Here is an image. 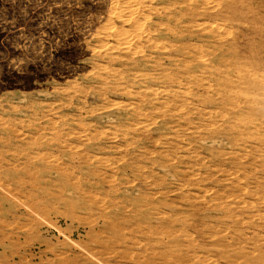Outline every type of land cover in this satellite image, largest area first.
Masks as SVG:
<instances>
[{
	"label": "rangeland",
	"instance_id": "rangeland-1",
	"mask_svg": "<svg viewBox=\"0 0 264 264\" xmlns=\"http://www.w3.org/2000/svg\"><path fill=\"white\" fill-rule=\"evenodd\" d=\"M214 1L209 16H201V9L171 8L154 40L167 46L178 41L205 44L211 49L212 44L196 35L175 36L193 21L231 31L229 46L239 48L236 56L230 54L235 61L238 58L236 68L232 65V77L237 79L245 66L264 64V0ZM105 14L104 0H0V148L5 150V162L0 163V264H264L263 102H246L234 92L229 95L238 103L229 113L234 118L230 123L238 127L229 131L233 143L204 142L201 134L194 136L199 137L198 144H192L200 147L197 150L163 146L160 138L175 125L170 112L157 115L162 109L154 110L149 100L143 103L145 110L137 113L106 108L109 101L124 102L127 97L110 91L116 88L111 84L114 77L91 68L100 62L92 61L90 45ZM239 17L247 19L244 25L235 22ZM145 50L156 58L149 59L151 64L164 55V51ZM210 59L205 58V63ZM194 62L192 74L200 75L202 69ZM157 64L173 69L164 58ZM153 67L147 68L152 81L135 87L161 86L170 91L172 79L184 78L179 70L162 74ZM263 68L259 75L264 74ZM118 81H123L121 76ZM242 83H237L239 90ZM177 101L183 103L181 94ZM177 101L168 107L174 108ZM201 101L194 102L198 113L213 107L207 102L203 111ZM201 117L194 115L195 125ZM143 119L149 123L143 132L137 131L132 123ZM185 124L179 125V132ZM34 140L44 147L37 150ZM179 142L178 147L188 144ZM164 186L175 197L152 195ZM206 189L210 191L203 196L212 210L194 207ZM252 205L260 212L253 213ZM158 214L171 222L157 225ZM201 222L206 223L205 229ZM150 223L158 233L143 229ZM112 248L129 250L115 254ZM156 248L180 249H162L166 252L161 254ZM207 249L222 254L205 258Z\"/></svg>",
	"mask_w": 264,
	"mask_h": 264
},
{
	"label": "bare ground",
	"instance_id": "bare-ground-1",
	"mask_svg": "<svg viewBox=\"0 0 264 264\" xmlns=\"http://www.w3.org/2000/svg\"><path fill=\"white\" fill-rule=\"evenodd\" d=\"M212 1L214 0H104L106 14L103 17V22L101 23L102 25L96 26V28L98 27V29L93 37L94 42L92 45H90V55L92 57V61L93 58H96L100 61V62L98 61L99 63L92 64L93 66H91V68L93 69L94 73L98 72L101 73L102 75H106V77L108 76L114 77L115 82H111V84L114 86L115 83L116 88L110 87V91H114L113 93L116 95L119 94L127 97V100L126 101L124 100V102H120L116 100L109 101L108 104L106 105V108L108 109L116 108L117 110L121 109L128 113L130 112L137 113L138 111L145 110L143 108V103L146 100H149L151 104H155L156 107L153 106L154 110L157 111L162 109L156 113L157 115H159L160 112H162L161 115L170 112L172 122H174L175 125L169 128V130L171 129L169 131L170 134H168L167 132L165 136L160 138V140L162 141L161 144L163 146H167L169 149L178 148L184 150L186 147H188V149L186 150L200 149V147L193 148L192 144L193 143L198 144V141L196 140L199 137H194V136H199L201 134L202 136L200 137V140L204 142H211L217 139H222V140H226L227 142H232L234 137H232L230 132L235 130L237 131L238 129V127L234 125L235 122H233V124L230 123V119L233 118V116L232 114L229 113L232 112L233 110H236L237 109L236 106H238V103L235 99L233 100V98L232 99L228 98L232 92H234V94L236 93V95L238 94V98L240 96H243L246 102L253 101L255 103V100H258V102L259 101L263 102V104L260 105V109L262 113L264 112V74L259 75V71L262 69L264 64L262 61H258L254 64V68H252L251 64L250 66L247 65L249 63L248 62L245 64L247 66L244 65L245 69L243 70L241 68L242 70L239 71L240 75L237 77V79L233 78L232 65L236 63L238 58L235 61L234 59H232V57L230 58V54L234 53L235 50L236 51L239 50V48H235L232 45H231L232 47L229 46L231 42L229 43L228 41V38L230 37L228 34L231 31L228 33V30L225 29L224 30L218 28L211 29L213 25L211 24V22L205 23V22L193 21L190 27L183 30L181 33L177 34L175 38L181 39L183 37V34L184 36H187L188 34L189 35L192 34L191 36L196 35L199 37L200 41H202L201 39H204L205 42L212 44L211 49H208L209 45L206 47L205 44L198 45V44H192L190 42L182 43L181 41L180 42L178 41V45L181 44L179 46L178 45L167 46L164 43L163 44L155 43L153 35L164 26V23L162 22V18L168 15L167 12L171 10V8H173L175 11H182V12H188V11L191 12L195 9H201L202 10L201 16L203 15L209 16L210 13H212L211 10L214 9V3ZM199 4L203 5V7L198 8L197 5ZM217 4H219L218 1ZM221 6L222 5H220V7ZM227 7L224 6L225 9ZM229 8H231V4ZM215 9L218 11L219 8L216 6ZM218 12L220 13V10ZM215 16H217V14ZM245 20L247 19H243L242 17H239L235 22H237L239 26H241L244 25ZM214 22L217 23L216 21ZM230 22L232 21L230 20ZM220 27L221 26H219V28ZM236 27L238 28L237 25ZM232 32H235V30L233 31L232 29ZM256 33L258 32L256 31ZM239 34H241L240 30H239ZM206 35H209V37ZM227 36L229 37L227 38ZM234 36L236 37L237 35ZM212 39H213V43H211ZM235 40L237 39H233L234 42ZM232 44L236 45L237 43H232ZM247 44H249V42ZM175 46H177L178 48L174 49L175 51L174 54H171V52L173 51L171 49L174 48ZM144 48L150 51L153 50L164 51V55L158 57V59L164 58L168 60L171 63V67H173V69H168V67L163 68L162 65H158L157 64L158 59L155 61L154 64H151L152 62L149 59H156V58H153L151 56L152 52H149ZM233 55H235V53ZM209 56L211 57V59H210V63L208 64L205 63V58ZM194 60L197 62L196 67L198 65V67H201L200 69H202L200 75L192 74V71L194 69L193 64H195ZM238 63H240V60ZM152 66H154L152 69L155 72H157L159 69V72L157 73H162V74L167 70H174V69L179 70L184 78L180 81H175L172 79V82L174 84L171 87H169L171 89L170 91H166L165 88L161 86H158V88L156 89L144 88L146 85L140 89L135 87L136 83L143 82L147 79H148L147 82L152 81L150 75L151 71L147 69ZM234 68H236V64ZM205 75L207 76V78H205ZM120 76L123 79L122 82L118 81ZM241 81H243L242 85L244 84V86L240 88L241 90H239V84L237 85V83H241ZM256 88L258 90L257 94L253 95L251 91L255 90ZM234 89H236V91H234ZM205 91H206L205 94L207 96H203ZM201 92L203 93L202 95L200 94ZM210 93H214L216 95V98H212ZM179 94L182 95L183 103L177 101V96ZM197 98H202L201 103L202 106L204 107V108L202 107L203 111L205 109L207 102L211 104L213 103L212 104L213 107H209L210 110H206L204 113H198V110L194 108L195 107L194 102ZM175 100L177 101L176 105H174L175 107L169 108L168 103L173 102ZM194 115H198V117L203 116L199 118V121L196 125L195 122H193ZM172 116H176V120H173ZM135 121L132 123V125L136 126L138 128L137 131L140 132H143L146 128V125H148L149 123V121L146 119L137 120L138 122ZM183 123H187L185 124V129L179 132L178 127L180 124ZM115 130H117V128ZM177 133H182L184 136H177L174 138L172 135H176ZM179 141H186L188 142V144H185L186 146L184 147L183 146L178 147L179 144H182ZM33 144L35 145V148L37 150L44 147L43 145H40L38 140H34ZM116 144L120 145L118 144L117 141ZM116 144H112V145L115 146ZM113 146H111V148H115ZM4 153L5 150L3 148H0V163L5 162L3 161ZM32 155H40V154L32 153ZM177 159L178 157H175L174 159H171L170 162L173 163L174 160ZM36 160H38V158H36ZM175 166L177 168L178 164H175ZM23 170H25V168ZM1 176L2 175L0 174V181H2ZM34 181H38V180L35 178ZM0 186L3 187L1 183ZM164 190L166 192H163ZM168 191L169 190L167 189V186H164L162 190L157 191L152 195L160 198H162L161 196L170 197L171 199L175 197L173 192H168ZM208 191H210V189H206L202 192L201 195L202 201L197 202L194 205V207L209 208L211 210L214 209V207H212L211 205H206L210 203L206 201L207 198L206 196L205 197L203 196V193ZM251 209H254L252 210L253 213L260 212V210L257 207H254L253 205ZM103 212H104L103 210H99V214H103ZM131 215L133 216V218H135V220L139 219V216L135 212H133ZM146 216L148 217V215L145 213L144 217ZM158 217L160 218L161 221L158 222L157 225H163L167 222L169 223L171 222L168 220H164V216H159V214ZM122 218H124L125 221H128L126 217H122ZM140 220L148 224V222L144 218H141ZM205 224H206L205 222H201L199 226L205 229L204 227ZM239 228L242 232L245 229V226L241 223L239 225ZM143 229L149 234H154L156 232L158 233V229L155 226L151 225V223L148 225V227H143ZM210 232L212 231H208V233ZM190 243L191 242H188L187 244ZM120 249L129 250V248H118V249L114 248L113 249L114 253L117 254V252ZM134 249L135 248H131V250ZM149 249L152 248H139V251L140 250L147 251ZM156 249L161 254H164V252L166 251L163 252L162 249L168 250V249H180V248H156ZM220 250L223 253L225 252L224 248H220ZM220 250L218 249L205 250L204 252H206L207 254L205 258H214L213 256L221 255L222 252Z\"/></svg>",
	"mask_w": 264,
	"mask_h": 264
}]
</instances>
